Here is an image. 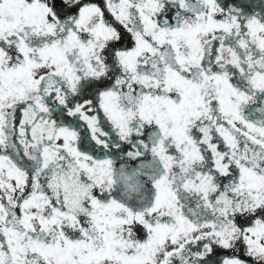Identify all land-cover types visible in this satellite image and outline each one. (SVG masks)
<instances>
[{
  "label": "snow or ice",
  "instance_id": "obj_1",
  "mask_svg": "<svg viewBox=\"0 0 264 264\" xmlns=\"http://www.w3.org/2000/svg\"><path fill=\"white\" fill-rule=\"evenodd\" d=\"M0 264H264V0H0Z\"/></svg>",
  "mask_w": 264,
  "mask_h": 264
}]
</instances>
